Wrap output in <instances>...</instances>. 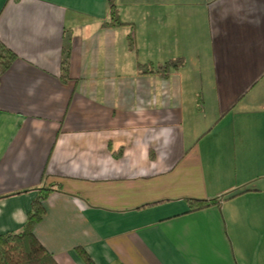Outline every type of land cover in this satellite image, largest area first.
I'll use <instances>...</instances> for the list:
<instances>
[{
  "label": "crops",
  "instance_id": "0c3cea01",
  "mask_svg": "<svg viewBox=\"0 0 264 264\" xmlns=\"http://www.w3.org/2000/svg\"><path fill=\"white\" fill-rule=\"evenodd\" d=\"M0 41V234L48 187L58 264H264V0H0Z\"/></svg>",
  "mask_w": 264,
  "mask_h": 264
},
{
  "label": "trees",
  "instance_id": "16d2710c",
  "mask_svg": "<svg viewBox=\"0 0 264 264\" xmlns=\"http://www.w3.org/2000/svg\"><path fill=\"white\" fill-rule=\"evenodd\" d=\"M110 16L111 22L109 25L123 24L112 2H110ZM129 42L132 46L133 40L130 36ZM69 55L70 47L68 39L65 37L60 62L61 79L63 81L68 78ZM16 58V54L0 41V76ZM179 64L180 61L178 60H168L163 64L157 65L154 71L165 77L169 75L171 69L176 68ZM36 190L38 194L31 203L22 229L17 232L0 234V264H58L51 253L41 245L33 232L35 225L41 220L44 213L42 202L48 192L53 189L40 187ZM247 190L248 188L241 186L210 199L186 198L187 211H196L219 205L220 199H229ZM81 257L86 264H92L90 258L83 251L81 252Z\"/></svg>",
  "mask_w": 264,
  "mask_h": 264
}]
</instances>
